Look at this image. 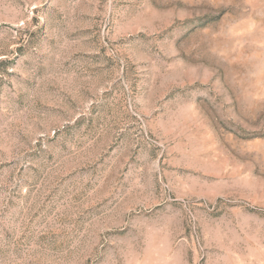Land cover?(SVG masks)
Here are the masks:
<instances>
[{"label":"rangeland","instance_id":"374dc122","mask_svg":"<svg viewBox=\"0 0 264 264\" xmlns=\"http://www.w3.org/2000/svg\"><path fill=\"white\" fill-rule=\"evenodd\" d=\"M0 264H264V0H0Z\"/></svg>","mask_w":264,"mask_h":264}]
</instances>
